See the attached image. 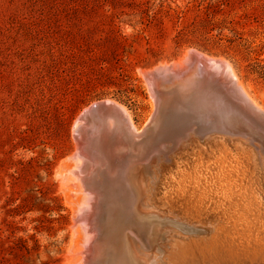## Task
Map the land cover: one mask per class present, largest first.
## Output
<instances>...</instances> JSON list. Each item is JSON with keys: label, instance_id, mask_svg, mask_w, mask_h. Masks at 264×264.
<instances>
[{"label": "rangeland", "instance_id": "374dc122", "mask_svg": "<svg viewBox=\"0 0 264 264\" xmlns=\"http://www.w3.org/2000/svg\"><path fill=\"white\" fill-rule=\"evenodd\" d=\"M190 50L230 61L264 106V0H0V264H68L74 213L59 169L74 122L112 99L143 130L154 113L144 72ZM176 133L166 150L188 140ZM141 212L146 241L161 240Z\"/></svg>", "mask_w": 264, "mask_h": 264}, {"label": "bare ground", "instance_id": "6f19581e", "mask_svg": "<svg viewBox=\"0 0 264 264\" xmlns=\"http://www.w3.org/2000/svg\"><path fill=\"white\" fill-rule=\"evenodd\" d=\"M205 55L215 64L224 62L249 103L264 114V106L240 81L233 64L223 57ZM191 57L184 58V63L174 64L172 68L166 66L144 72L154 101V113L146 126L156 120L159 113L160 97L156 89L160 85L156 80L182 69ZM193 98L203 103L214 102V112H219L218 107L224 106V102L199 92ZM107 100L123 109L126 121L114 110L93 118L82 112L73 126L74 152L62 161L59 169L74 213L70 240L72 254L68 264L93 263L97 254L93 239L96 230L103 228L106 241L114 248L108 249L103 264L133 261L139 264H264V172H258L255 156L259 148L235 137L239 128L248 130L261 140L264 147V135L235 113L225 122L217 116V124H221L230 137L187 136L185 140H188L178 147L180 151L176 146L174 150H166L161 143L166 142L172 133L170 117H167L159 129L157 127L150 132L153 139L145 143V152L159 149L164 157L153 167H126V164L123 167L110 150L117 147L119 140L131 144L134 132L141 129L123 104ZM235 116L239 119L234 122ZM243 125L248 126L247 130ZM184 148L187 150L181 151ZM174 151L178 152L174 154ZM141 211L149 216L154 229L161 230L163 236L155 243L152 238L147 243V250L131 239L121 242L124 229H144L145 226H140L137 221ZM169 216L179 218L164 222L158 219ZM202 221L208 225L206 228L188 230L190 223L200 224ZM123 252L127 260L118 261Z\"/></svg>", "mask_w": 264, "mask_h": 264}, {"label": "water", "instance_id": "95a60500", "mask_svg": "<svg viewBox=\"0 0 264 264\" xmlns=\"http://www.w3.org/2000/svg\"><path fill=\"white\" fill-rule=\"evenodd\" d=\"M191 55L192 57L190 61L185 63V66L182 69L168 74V76H161L160 80H156L160 85L159 89H156L158 98L160 97L158 103L159 113L155 117L157 119L152 120L140 132L135 131L134 141L131 142V144L119 140L117 142V147L110 150L113 158H116L117 161H119V164H123V167L124 164H126V167L130 165L133 167H153L158 163L161 157H164L162 151L159 149L145 152V143L150 141V132L155 131L154 129L157 127L159 129L167 117H170L169 126L172 131L169 136H175V132H177L176 135L178 133L181 135V137H179L181 139L177 142L185 141V137L187 136L194 138H211L215 135H224L230 137L229 133L222 129V125L217 124L219 123L217 116H221L223 122H225L226 119L233 118L235 113L248 122L253 129H258V131L264 135V114L259 112L249 103L247 96L241 88L236 85L235 79L227 70L226 64L221 61L215 64L203 52L198 50H194ZM224 73L227 75L224 76ZM197 92H205L208 97H214L215 99L224 102V106L218 107L219 112L215 111V113L213 110L214 102L208 101L211 103H203L197 101L196 98H193ZM109 110H114L115 114L117 113L121 119L126 121L127 117L123 109L110 100H101L97 103H93L88 110H84L83 115H86L87 117L91 116L93 118ZM239 116H235L236 118L234 119V122L237 118L239 119ZM242 127L245 129L248 128V126L244 125ZM236 134L235 137H239L241 140L245 141V143L255 144L259 148V150L256 151L257 159L260 163H264V147L261 145V140L257 139L251 132L248 133V130L242 131L240 128L237 130ZM168 140L170 139L168 138ZM172 140L173 138L171 141ZM161 144V147H166L167 145L169 146L170 143L165 144L164 141ZM172 144L175 146L176 142ZM172 144L170 146H173ZM143 152L144 156L142 155ZM100 206L101 203L98 207ZM178 218L179 217L169 216L167 219L171 221L174 219L178 220ZM144 219L139 222L140 226H144L145 224H147V226L149 225L147 221H145L146 219ZM147 226L145 225V227ZM187 227L188 230L203 228L200 224L194 223H192V225L190 223V227ZM143 230L144 232L146 231L145 228ZM104 233V228L97 229L93 239V243L97 248L96 255L104 254L102 258H106V255L108 256V249L114 250L112 245L106 241ZM143 233H141L140 229L139 232L134 231L135 236L141 241V243L147 242L146 235ZM121 239V242H124V240L127 242L129 240L126 237ZM131 241L134 242L133 240ZM120 255L118 261L127 260L126 253L123 252Z\"/></svg>", "mask_w": 264, "mask_h": 264}]
</instances>
